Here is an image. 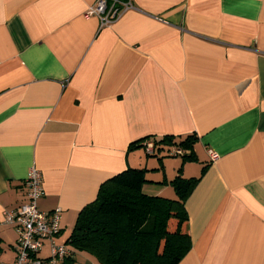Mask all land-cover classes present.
<instances>
[{
	"label": "crops",
	"instance_id": "1",
	"mask_svg": "<svg viewBox=\"0 0 264 264\" xmlns=\"http://www.w3.org/2000/svg\"><path fill=\"white\" fill-rule=\"evenodd\" d=\"M127 1L102 26L87 14L96 0H0L1 260L18 240L5 211L27 200L36 166L38 207L62 208L56 241L74 264H101L69 237L128 168L146 170L145 194L171 199L177 176L199 177L179 264H264V0ZM193 134L194 161L144 147Z\"/></svg>",
	"mask_w": 264,
	"mask_h": 264
},
{
	"label": "trees",
	"instance_id": "2",
	"mask_svg": "<svg viewBox=\"0 0 264 264\" xmlns=\"http://www.w3.org/2000/svg\"><path fill=\"white\" fill-rule=\"evenodd\" d=\"M153 139L160 149L171 146L167 154L175 145L186 150L181 155L185 161L196 159V134L179 141L173 135ZM147 181L143 168H128L105 180L97 199L80 211L69 243L93 253L101 264H179L192 246L185 202L199 177L177 176L171 182L175 199L145 194ZM71 250L64 264H74Z\"/></svg>",
	"mask_w": 264,
	"mask_h": 264
},
{
	"label": "built area",
	"instance_id": "3",
	"mask_svg": "<svg viewBox=\"0 0 264 264\" xmlns=\"http://www.w3.org/2000/svg\"><path fill=\"white\" fill-rule=\"evenodd\" d=\"M132 7L131 1L127 0H96L95 4L89 7L87 14L98 16L101 25L106 26ZM144 147L148 154H154L161 148L154 139L145 142ZM185 151L173 145L169 154L182 155ZM209 154L213 159L217 157L213 149H209ZM42 181L41 171L33 166L26 179L27 200L15 210L5 211L3 222L15 227L18 240L16 257L11 262L1 260L0 245V264H64L66 258L71 255L72 250L67 244H59L56 241L61 232L62 208L43 211L38 207L39 198L45 194ZM45 240L50 242L48 256L41 255Z\"/></svg>",
	"mask_w": 264,
	"mask_h": 264
}]
</instances>
